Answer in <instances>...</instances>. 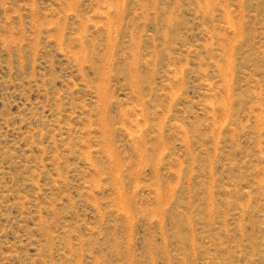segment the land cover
Here are the masks:
<instances>
[{
	"label": "rangeland",
	"instance_id": "374dc122",
	"mask_svg": "<svg viewBox=\"0 0 264 264\" xmlns=\"http://www.w3.org/2000/svg\"><path fill=\"white\" fill-rule=\"evenodd\" d=\"M0 264H264V0H0Z\"/></svg>",
	"mask_w": 264,
	"mask_h": 264
},
{
	"label": "bare ground",
	"instance_id": "6f19581e",
	"mask_svg": "<svg viewBox=\"0 0 264 264\" xmlns=\"http://www.w3.org/2000/svg\"><path fill=\"white\" fill-rule=\"evenodd\" d=\"M117 13H119V11L117 12ZM115 18V17H114ZM112 21V20H111ZM112 27V26H111ZM111 42V41H110ZM63 43V42H62ZM111 46V45H110ZM84 48V47H83ZM103 116V115H102ZM104 117V116H103ZM101 119H102V117H101ZM103 122V121H102ZM108 124V123H107Z\"/></svg>",
	"mask_w": 264,
	"mask_h": 264
}]
</instances>
